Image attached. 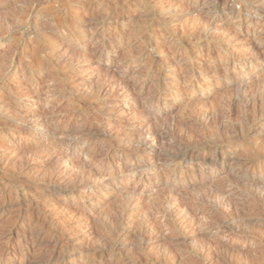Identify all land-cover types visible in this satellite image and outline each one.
Wrapping results in <instances>:
<instances>
[{
  "label": "rangeland",
  "instance_id": "1",
  "mask_svg": "<svg viewBox=\"0 0 264 264\" xmlns=\"http://www.w3.org/2000/svg\"><path fill=\"white\" fill-rule=\"evenodd\" d=\"M148 1L74 0L73 4L75 9L77 8L74 14L77 12L80 17L85 18L91 14L95 18L91 17L90 22L83 25L79 22L74 34H70L66 32L65 27L70 21L64 15V7H61L68 0H37V2L36 0H0V75H3L0 76V203H2L0 204V264H31L32 262V264H175L172 263L171 254L174 252L170 249V244L174 246L172 249H175V253L183 257L180 264H232L222 255L220 259L216 257V260L215 251L204 248L201 250L197 246L201 239L197 234L199 232L197 221L191 222L190 219L185 218L179 208L180 199L186 202L191 211L201 212V208L206 206L215 207L216 201L212 202L215 200L214 195L210 194L212 190L208 192L210 183H203L208 174L205 177L199 174V177L192 181L194 186H199L202 190L189 189L185 194L180 195L182 197L180 199L172 197L169 191L157 193L154 186H147L145 180L148 177H164V174H153L152 169L146 171L143 176H140L141 172L127 174L124 171V165L128 162L134 167L135 160L131 156L126 161V154L118 152L124 145V142L119 140L121 127L107 130L106 134L99 133L98 141L95 138L86 139V136L79 132L92 125H97L96 129L108 127L106 123L100 126L98 118L102 112H110V110L113 116H117V112L111 109L112 105L121 104L125 112L141 110L142 100L135 101L120 93L119 90L125 81L135 84L137 89L144 86V89L148 90L160 82H165V79L167 83L176 79L175 73L179 65L194 62L199 68L210 62H214L213 64L221 62L222 71H225L226 66L227 73L233 76L232 81L228 82L219 75L211 74L209 78L203 77L202 83H197L195 77L193 86L180 84L178 89L171 86V89L163 90L162 92L170 98L166 103L161 102L162 106L159 109L155 101L145 109L149 115L160 117L159 120L166 131L174 132L182 118L196 117L202 120L204 111L209 116L213 113L222 114L220 104L224 101L234 102V107L229 108L231 114L242 119L240 114L249 112L251 120L242 124H239L240 121L236 124L239 127H235L237 135L241 136L243 133L241 138L245 143L250 144L248 147L256 156L255 151L263 149L264 145L257 141L254 137L256 132L253 133L251 130L252 117L260 114L257 117L258 128L260 127L264 139V127H261L264 125V39H262L264 38V0H231L232 2L224 0L229 6L234 4L236 10L240 12V15L233 17L234 19L228 18L225 11L209 12L207 0ZM156 19L164 21L151 28V32L142 33L145 24L151 20L157 21ZM248 19H253L258 24L260 33L254 35L248 32L251 27ZM26 20L28 23L25 22ZM207 20L211 21L212 28L205 27L206 34L210 36L214 34L209 41L198 40L197 36L194 37V32ZM15 25L18 26L14 27ZM18 27L26 29L28 35L19 32ZM215 29L222 31L219 33L220 36L218 34L215 37ZM228 29H230L229 34L236 31L242 37L234 38L232 42L227 43L224 40L228 34V31L226 33L225 31ZM90 30L96 33L88 34L87 38L80 42L76 39L79 31L85 33ZM144 37L154 40V44L143 47ZM67 38L69 42H66ZM249 40L256 41L257 44L250 43ZM218 42L224 46L222 49L218 46ZM200 43H202L201 48L198 47ZM102 44L110 49L100 60L97 57L92 58V50ZM118 46L122 49L121 53L116 55L112 50L113 47L118 48ZM223 48L227 50V56ZM128 50H133L135 54L142 52L137 56V62L127 61ZM71 55L74 56H72L74 62L68 60ZM186 55H189L188 58ZM57 56L61 60H58ZM174 58L175 65L169 63ZM237 59L249 60L244 66L235 63ZM84 60L87 62L83 64ZM155 60L167 64L160 77H157V72L153 68H149ZM199 61L202 63L199 64ZM252 62L256 64L251 66L248 72L249 64ZM98 66L100 69L97 71ZM146 72L147 76L144 75ZM93 75L97 77L92 78ZM204 85L207 87L205 92L198 94ZM105 87L114 91L101 92V88ZM86 89L87 94H85ZM93 95H96V98ZM143 97H146L145 94ZM200 120L198 121L202 122ZM34 126H38L39 130L34 132L30 129ZM54 133H66L69 137L65 138L66 140L56 138ZM193 135L196 139L208 138L209 132L206 126H202L197 132H193ZM245 143H240L237 152L232 150V153L237 156L244 155V149L247 148ZM105 149H110L116 156L113 159L104 158L101 154L106 151ZM64 152L68 153L67 161L63 158ZM220 155L218 162L224 165L226 160H223L222 154ZM155 158L148 161L149 156L145 155L142 162L151 163ZM244 163L240 171L241 177H244L240 182L242 186L241 188L236 186L233 190L235 200L240 201L238 203L241 204L240 220L242 219L243 223L241 230H251L250 233L264 240V199L248 186L251 181L258 180L254 183L263 182L264 189V160L262 165L249 161ZM189 167L190 165L186 169ZM197 169L199 168L194 165L189 170L194 172ZM119 170H122V173H119ZM180 171L176 174L178 178ZM101 175L105 177L103 181L99 180ZM67 176L71 179L76 176L80 178L76 179V184L72 181L66 185L62 177ZM183 176L194 177L193 174L188 173H184ZM59 179H62V183ZM209 180L214 179L210 177ZM164 186L169 187V184ZM112 187L115 190L111 191ZM131 190L138 192L137 200L122 209L121 199L126 191ZM249 192L255 195L254 198L248 196ZM238 193H243V198L242 195H237ZM92 195L99 198L91 199ZM197 200L202 205L197 204ZM211 202L214 204L212 205ZM115 214L122 215L124 222L120 223V227L113 229L114 227H108L106 221L108 216L115 217ZM201 217L198 215L200 222ZM10 229L13 233L11 238L7 236ZM121 230L127 231L128 234H121ZM227 236L225 234L224 238L228 247L236 249L238 253L247 250L248 261L264 264V258L260 257L263 255L258 253L259 250L264 253V245L259 244V241L252 245L250 250L243 240H233L232 237ZM36 237L43 239L47 246L38 244L31 246V240ZM208 237L212 238L213 234H208ZM130 247L136 248V251H130ZM243 263L248 262L242 260L240 264Z\"/></svg>",
  "mask_w": 264,
  "mask_h": 264
},
{
  "label": "bare ground",
  "instance_id": "2",
  "mask_svg": "<svg viewBox=\"0 0 264 264\" xmlns=\"http://www.w3.org/2000/svg\"><path fill=\"white\" fill-rule=\"evenodd\" d=\"M39 1V0H38ZM62 1V0H61ZM65 1V0H64ZM74 0H68L67 3H65V5H62L61 7H64V15L65 17L70 21L68 22V24H66V32L70 33V34H74V31L77 28L78 23H89L90 20L92 18L91 14H88L87 17L85 18L84 16L80 17L79 14H74L73 12L75 10H77V8L75 9V6L73 4ZM102 1V0H101ZM144 1V0H143ZM148 1V0H147ZM231 1V0H230ZM37 2V0H36ZM48 2V1H47ZM51 2V1H50ZM150 2V1H148ZM232 2V1H231ZM242 2V1H241ZM34 3V2H33ZM55 3V2H54ZM76 3V2H75ZM79 4V3H78ZM231 4V3H230ZM56 5V4H55ZM207 5L209 6V12H215V13H222V12H226V16L230 19H234L233 17H235V15H240V12L236 10V7L234 6V4H232L231 6H229L228 2L226 1H222V0H207ZM155 7V6H154ZM153 7V8H154ZM33 9V8H32ZM31 9V10H32ZM80 9V8H79ZM97 9V8H96ZM161 9V8H160ZM131 10V8H130ZM249 10V9H248ZM33 11V10H32ZM154 11V10H153ZM251 11V10H250ZM31 12V11H30ZM84 12V11H83ZM129 12V10H128ZM243 12V11H242ZM32 13V12H31ZM130 13V12H129ZM149 13V12H148ZM43 14V13H42ZM116 14V13H115ZM50 15V14H49ZM110 15V14H109ZM112 15V14H111ZM131 15V14H130ZM155 15V14H154ZM159 15V14H158ZM162 15V14H161ZM98 16V15H97ZM134 16V15H133ZM140 16V15H139ZM260 16V15H259ZM84 17V18H83ZM92 17V18H91ZM129 17V16H128ZM135 17V16H134ZM143 17V16H142ZM247 17V16H246ZM19 18V17H17ZM98 18V17H97ZM150 18V17H148ZM163 17H159V19ZM14 19V18H13ZM29 19V18H28ZM27 19V20H28ZM31 19V18H30ZM36 19V18H35ZM35 19L33 21H35ZM99 19V18H98ZM117 19V18H116ZM159 19L157 21H149L148 23H146L144 26V28H142V33H147L148 31H150L151 28L155 27L157 24H160V21H164V20H160ZM239 19V18H238ZM8 20V19H7ZM16 20V18H15ZM19 20V19H18ZM27 20L25 22H27ZM95 20V19H94ZM143 20V19H142ZM141 20V21H142ZM145 20V18H144ZM249 20V19H248ZM13 21V20H12ZM17 21V20H16ZM29 21V20H28ZM32 21V20H31ZM45 21V20H44ZM128 21V20H127ZM167 21V20H166ZM251 22V27H249V33L252 34H257L260 33V29L258 27V24L255 23V21H253V19L249 20ZM261 21V20H260ZM6 22V21H5ZM52 22V21H51ZM116 22V21H114ZM169 22V21H168ZM236 22V21H235ZM248 22V21H247ZM14 23V22H13ZM19 23V22H18ZM28 23V22H27ZM34 23V22H33ZM37 23V22H36ZM49 23V22H48ZM98 23V22H97ZM125 23V22H124ZM228 23V22H227ZM7 24V23H6ZM41 24V23H40ZM39 24V25H40ZM96 24V23H95ZM116 24V23H115ZM141 24V23H140ZM211 21L207 20L204 21L200 26V29L198 28L197 31L194 32V37H198V40L204 39L209 41L211 39V36L214 34H212L210 36V34L208 35V33L206 34V31L208 29V27L212 28L211 26ZM12 26V24H10ZM9 25V26H10ZM19 25V24H18ZM17 25V26H18ZM38 25V24H37ZM137 25V23H136ZM16 25L14 27H17ZM26 26V25H25ZM45 26V25H44ZM79 26V25H78ZM165 26V25H164ZM170 28V25H168ZM24 27V26H23ZM49 27V26H48ZM85 27V26H84ZM126 27V26H125ZM205 27L207 29H205ZM22 28V27H21ZM25 28V27H24ZM19 29V32H22V34L27 33L26 29ZM158 28V26H157ZM161 28V27H160ZM16 30H18L17 28H15ZM43 29V28H42ZM92 29V28H91ZM203 29V30H202ZM262 29V28H261ZM264 29V28H263ZM94 30V29H93ZM96 30V29H95ZM118 30V29H117ZM156 30V29H155ZM172 30V29H171ZM213 30V29H212ZM229 30H226L225 33L228 31V34H226L225 36V40L227 41V43L232 42V40L241 38L242 36H240V34L238 32H234L233 34H229ZM42 31V30H41ZM49 31V30H48ZM137 31H139L137 29ZM141 31V30H140ZM158 31V30H157ZM210 31V30H209ZM1 32V31H0ZM160 32V31H159ZM222 31L219 29H215V37H217L216 35H218L219 33H221ZM46 33V32H45ZM53 33V32H52ZM95 31L90 30V32H85V33H81V31H79V33L76 36V39L80 42L82 40H84L85 38H87V35H93L95 34ZM47 34V33H46ZM51 34V33H50ZM76 34V33H75ZM158 34V32H157ZM188 34V33H187ZM28 35V33H27ZM99 35V34H98ZM103 35V33H102ZM139 35V34H138ZM142 35V34H141ZM150 35V34H149ZM190 35V33H189ZM154 36V35H153ZM158 36V35H157ZM188 36V35H187ZM191 36V35H190ZM220 36V34H219ZM113 37V36H112ZM149 37V36H148ZM147 37V38H148ZM179 37V36H178ZM69 38V37H68ZM66 39V42H69V39ZM147 38H143L142 39V44L145 45L143 47H147V46H152L154 44V40L151 39H147ZM175 38V37H174ZM57 39V38H56ZM99 39V38H98ZM110 39V38H109ZM112 39V38H111ZM193 39V38H192ZM264 39V38H262ZM156 40V39H155ZM158 40V39H157ZM162 40V39H161ZM172 40V39H171ZM189 40V39H188ZM215 40V38H214ZM111 41V40H110ZM192 41V40H191ZM222 41V40H221ZM262 41V40H261ZM260 41V42H261ZM264 41V40H263ZM156 42V41H155ZM202 42V41H201ZM250 43L253 44H257L256 41H251L249 40ZM54 43V42H53ZM57 43V42H56ZM59 43V42H58ZM62 43V42H61ZM108 43V42H107ZM158 43V42H157ZM52 44V43H51ZM82 44V43H81ZM111 44V43H110ZM141 44V43H140ZM217 44V43H216ZM63 45V44H61ZM159 45V44H158ZM163 45V44H162ZM202 43L199 44L198 47L201 48ZM113 46V45H112ZM116 46V45H115ZM218 46L224 47L221 43L218 42ZM254 46V45H253ZM134 47V46H133ZM154 47V46H153ZM135 48V47H134ZM156 48V47H155ZM160 48H162L160 46ZM212 48L209 47V50ZM228 48V47H227ZM110 48L108 46L104 47V44H102L99 47H95L92 51V58L93 57H97L99 60L103 57V55L106 53V51H108ZM121 49L122 48H118L117 47H113V50L116 55H119L121 53ZM128 49V48H127ZM225 50V48H223ZM45 50V49H44ZM125 50V49H124ZM144 50V49H143ZM151 50V49H150ZM203 50V49H202ZM201 50V51H202ZM255 50V48H254ZM157 51V50H156ZM65 52V50H64ZM142 52H137L135 54V52L133 50H128V55H129V59L127 61H133V62H137L138 59V55H141ZM178 53V52H177ZM249 53V52H248ZM69 54V53H68ZM73 54V53H72ZM77 54V53H76ZM79 54V52H78ZM83 54V53H82ZM123 54V53H122ZM171 54V53H170ZM224 54L227 56L228 52L227 50H225ZM65 55V54H64ZM115 55V54H114ZM125 55V54H124ZM261 55V54H260ZM73 55H71V57L68 60H73ZM184 56V55H183ZM189 55H186V58H188ZM122 57V55H121ZM251 57V55H250ZM263 57V56H261ZM56 58V57H55ZM76 58V57H75ZM81 58V57H80ZM157 58V57H156ZM192 58V56H191ZM248 58V57H247ZM58 60H61L60 57L57 56ZM79 59V58H78ZM230 59V58H229ZM67 60V61H68ZM160 60V59H159ZM185 60V59H184ZM238 60V59H237ZM249 59H239L237 62L235 61V63H237L238 65H244L247 63ZM254 60V59H252ZM13 61V60H12ZM55 61V60H54ZM57 61V60H56ZM183 61V60H182ZM196 61V60H195ZM203 61V60H202ZM202 61H199V64L202 63ZM50 62V61H49ZM61 62V61H60ZM72 62V61H71ZM74 62V60H73ZM78 62V61H77ZM87 60L82 61V63H86ZM89 62V61H88ZM234 62V61H233ZM256 62V61H255ZM255 62H252L249 64V70L251 66L253 67L254 64H256ZM260 62V61H259ZM65 63V62H64ZM67 63V62H66ZM70 63V61H69ZM94 63V62H93ZM126 63V62H125ZM169 63H173L174 65L176 64V59H171ZM197 63V62H196ZM214 62H210L208 64H204L203 67H197L194 62H189V63H185L184 65H179L177 66V73H175L176 79L171 80L170 83H167L165 79V82H160L158 85L151 87L150 89L146 90L144 89V86H141L140 89H137L138 87L135 84H131L127 81L124 82L123 87L121 88L120 93L122 95H124L126 98H132L135 101L138 100H142L143 104L140 105L141 110H139V112H134L131 110L128 111H124L121 108V104H116V105H112V111H116L117 112V116H113L111 114V110L110 112H100L101 115L98 118L99 120V125L101 126L102 124H107L106 128L102 129H96V126L92 125L90 127H86L83 128V130L81 132H79V134H84L83 136H86V139H96L99 135V133H108L109 130H113L116 128L121 127V134L119 136V140L121 142H124V145H122L120 147V149L118 150L121 151L122 153L126 154V161H128V159L132 156L134 158V163L135 166L133 167L132 165H129L128 162L127 164L124 165V171L127 172V174H135L136 172H141L140 176H143V174L148 171L149 169L153 170V174H164V177H153V178H146L145 182L147 183V186L151 185L154 186V189L156 190L157 193L163 192V191H169V193L171 195H173L172 197H176V199H180L182 197H180V195L185 194L187 190L191 189V191L194 190H202L201 187L199 186H194L192 181L194 182V180H196L199 177V174L202 177H205L207 174V178L205 179V181L203 182L204 184H209L210 185V189L208 190V192H210V190H212V192H210V194L214 195L215 200H212V202L216 201V203L214 204L215 207L213 208L212 206H206V208H201V212H198V210H194L191 211L190 207L188 205H186V202L182 199H180V203H179V208L181 209V211L184 213L185 218L190 219L191 222H195V220L197 221L196 223L198 224L199 227V232H197L198 237H200L201 239L198 241L197 246L207 250H213L215 251L216 255H215V259L217 257V259H220L221 255L228 259L232 264H240V262L242 260H246L248 263L247 264H257L255 262H250L249 257H248V252H246L245 250L242 252H236L237 250L232 249L230 247H228V245H226V241H225V234H227L229 237H232L233 240L235 239H241V241L243 240L245 244H247L246 246L248 248H250L251 250V246L255 245L258 243L261 245H264L263 242L264 240L261 238H259L257 235H255L254 233H250L249 231L251 230H241V225L242 223V219L240 220V211L242 210L240 208V205L237 201L235 200L236 197H234V193L233 190L235 189V187L237 186L238 188H241V184L240 182L243 181L244 177H241L240 175V171L243 167V165H245L244 162L249 161L250 163L255 162L256 165H262L263 160H264V145H263V149L259 150V151H255L256 156L254 155V153H251V148L248 147L250 144L245 143L244 139L241 138V136L243 135V133H241L242 135L240 136L237 135L236 133V129L239 127L236 126L237 123L242 124L243 122H248L250 121V115L249 112H243L242 114V119L241 117L231 114V112H229V108L231 106L234 105V102H222L220 104V109H221V113H213L211 112V114L213 113L212 116L207 115V112L204 111V113L202 114L203 119H197L196 117H184L181 119V121L178 123V125L176 126V128L174 129L175 131H166V129L164 128L163 124L160 122V117L159 116H151L149 115V113L147 112L146 106L150 105L152 103H154V101L157 103V109L160 108V106H162L161 102L163 103L165 101V103L167 102V100H169L170 96L165 95L162 91L163 90H167V89H171V86H174L175 89L179 88L180 84H185V85H189V86H193V78L196 77L197 79V83H202L203 82V77L204 78H209V75L213 74V75H219L220 77H222L224 80L230 82V80L232 81L233 76L232 74L227 73L226 71V66L225 71H222V67L220 66L222 63L221 62H215V64H213ZM68 64V63H67ZM213 64V65H212ZM64 65V64H63ZM70 65V64H69ZM107 65V63H106ZM198 65V64H197ZM14 66V65H13ZM68 66V65H67ZM47 67V66H45ZM62 67V65H61ZM167 67V64L165 62H158L157 60L153 61L150 65L149 68H153L154 71L157 72V77H160L161 75H163L162 73L165 71ZM76 68V67H75ZM79 68V67H78ZM71 69V68H70ZM90 69V68H89ZM95 69V68H94ZM100 69V67L98 66L96 68V70L98 71ZM76 70V69H75ZM93 71V69H92ZM221 71V72H220ZM5 74L7 72H4ZM154 73V72H153ZM97 74V73H96ZM111 74V73H110ZM143 74V73H142ZM112 75V74H111ZM145 76H147V72L146 74H144ZM3 76V75H0ZM97 77V75H93L92 78ZM103 77V76H102ZM108 77V76H107ZM119 77V76H117ZM214 77V76H213ZM91 78V77H90ZM80 80V79H79ZM100 80V79H99ZM121 80V79H120ZM85 81V80H84ZM96 81V80H95ZM103 81V79H102ZM108 81V80H107ZM122 81V80H121ZM1 82V81H0ZM87 82V80H86ZM93 82V81H92ZM100 82V81H99ZM119 83H121L120 81H118ZM123 82V81H122ZM235 82V81H234ZM85 83V82H84ZM94 83V82H93ZM102 83V82H101ZM110 83V82H109ZM117 83V81H116ZM6 84V83H5ZM95 84V83H94ZM112 84V83H111ZM118 84V83H117ZM90 85V83L88 84ZM115 85V84H114ZM119 85V84H118ZM122 85V83H121ZM120 85V86H121ZM153 85V84H152ZM241 85V84H240ZM92 86V85H91ZM100 86V85H99ZM85 87V85H84ZM83 87V88H84ZM108 87V86H107ZM107 87L105 88H101V92H106L108 93L110 91V93H112L114 90L113 89H108ZM262 87V86H261ZM91 88V87H90ZM96 88V87H95ZM100 88V87H99ZM206 85L202 86V88L198 91V94H203L206 90ZM94 90V89H93ZM97 90V89H96ZM100 90V89H99ZM86 91H88L87 89L85 90V94ZM98 91V90H97ZM118 91V90H117ZM84 92V91H83ZM92 92V89H91ZM90 92V94H91ZM96 92V91H95ZM100 92V93H101ZM178 92V91H177ZM105 93V94H106ZM109 93V94H110ZM245 93V92H244ZM108 94V95H109ZM145 94L146 97H143ZM247 94V93H246ZM251 94V93H250ZM98 95V94H97ZM113 95V94H112ZM254 95V94H253ZM89 96V95H88ZM96 98V95H93ZM103 97V96H102ZM252 97V96H251ZM93 98V97H92ZM253 98V97H252ZM176 99V98H175ZM236 99V98H235ZM251 99V98H250ZM260 99V98H259ZM258 99V100H259ZM249 100V99H248ZM253 100V99H252ZM262 100V99H261ZM200 101V100H199ZM235 101V100H234ZM251 101V100H250ZM127 102V101H126ZM248 102V101H247ZM235 103L237 104V102L235 101ZM246 103V101H245ZM244 103V104H245ZM250 103V102H249ZM123 104V102H122ZM239 104V103H238ZM242 104V105H244ZM255 104V103H254ZM91 105V104H90ZM93 105V104H92ZM240 105V104H239ZM251 105V104H250ZM184 106V105H183ZM237 106V105H236ZM234 107V106H233ZM241 107V106H240ZM243 107V106H242ZM241 107V108H242ZM251 107H255V106H251ZM214 108V106H213ZM228 108V110H227ZM245 108V107H243ZM256 108V107H255ZM259 108V107H258ZM15 109V108H14ZM219 109V110H220ZM234 109V108H233ZM251 109V108H250ZM260 109V108H259ZM258 109V110H259ZM102 110V109H101ZM105 110V109H103ZM236 110V109H235ZM234 110V111H235ZM239 110V109H238ZM244 110V109H243ZM256 110V109H255ZM245 111V110H244ZM248 111V110H247ZM52 112V111H51ZM254 113V111H252ZM55 113V111H54ZM235 113V112H234ZM239 113V112H238ZM260 113V112H259ZM95 114V113H94ZM215 114V115H214ZM237 114V113H236ZM260 114L252 117L253 121L252 122V128L251 130L253 131V133L256 132V134L254 135L255 138H257V141H260L262 143H264V139H263V133L259 130L258 128V120L257 117ZM95 116V115H94ZM99 116V115H98ZM201 116V117H202ZM39 117V116H38ZM41 117V116H40ZM43 117V116H42ZM30 118V117H29ZM44 118V117H43ZM84 118V117H83ZM91 118V117H90ZM93 118V117H92ZM97 118V117H96ZM36 119V118H35ZM39 119V118H38ZM37 119V120H38ZM89 119V118H88ZM241 119V120H240ZM83 120V119H82ZM90 120V119H89ZM92 120V119H91ZM90 120V121H91ZM198 120L202 121L199 122ZM29 121H32V119H29ZM45 121V118H44ZM95 121V120H94ZM93 121V122H94ZM27 122V121H26ZM24 123V122H23ZM33 123V122H32ZM164 123V122H163ZM22 124V123H21ZM20 124V125H21ZM55 124V123H54ZM150 124V126L148 125ZM248 124V123H247ZM33 125V124H32ZM36 125V124H35ZM147 125L149 127H147ZM245 125V124H243ZM45 126V125H44ZM85 126V125H84ZM103 126V125H102ZM202 126H206L207 130L209 132V136L208 138H200V139H196V137L193 135V132H197V130L199 129V127ZM237 128H236V127ZM249 126V125H248ZM247 126V127H248ZM47 127V126H46ZM174 127V126H173ZM246 127V128H247ZM262 128L264 127V125L261 126ZM24 128V127H23ZM41 128V127H40ZM205 128V127H204ZM261 128V129H262ZM29 129V128H28ZM30 129H32L33 131H38L39 128L38 126H34L31 127ZM242 129V128H241ZM249 129V128H248ZM264 129V128H263ZM27 130V129H26ZM48 130V128H47ZM108 130V131H107ZM179 130V131H178ZM34 131V132H35ZM75 131V130H74ZM239 131V129H238ZM246 131V130H245ZM73 132V131H72ZM241 132V131H240ZM52 133V132H51ZM115 133V132H114ZM51 135V134H50ZM53 135V134H52ZM51 135V136H52ZM245 135V134H244ZM252 135V134H250ZM54 136L56 138H62V139H67L69 136L66 133H61V134H57L54 133ZM113 136V135H112ZM109 137V136H108ZM115 137V136H114ZM199 138V137H198ZM244 138V137H243ZM254 138V139H255ZM65 139V140H66ZM50 140V139H49ZM115 140V139H114ZM69 141V140H68ZM83 141V140H82ZM109 141V140H108ZM256 141V140H255ZM67 142V141H66ZM114 142V141H113ZM76 143V142H75ZM89 143V142H88ZM97 143V142H95ZM99 143V142H98ZM116 143V142H115ZM240 143H245V146H247V148L245 147L244 149V155L242 156H237L234 153H232V150L234 152H237L238 147L240 146ZM112 145V144H111ZM116 145V144H115ZM114 146V145H113ZM261 146V145H260ZM258 147V146H257ZM242 148V147H241ZM261 148V147H260ZM101 150V149H100ZM106 151H102L103 157L106 159H113L116 154L113 153L110 149H105ZM242 151V150H241ZM239 152V151H238ZM243 153V152H241ZM220 154L223 155V160H226L225 164L223 165L222 163L218 162V157L221 156ZM123 155V154H122ZM148 155L149 156V160H151L152 158L155 160L151 163H143L142 162V158ZM160 156L162 157V159H160ZM142 157V158H141ZM63 158L67 161L68 160V153L64 152L63 153ZM221 158V157H220ZM257 158V161H256ZM70 159V158H69ZM245 160V161H242ZM120 161V159H119ZM118 161V162H119ZM222 161V160H221ZM253 161V162H252ZM224 163V162H223ZM258 163V164H257ZM247 164V163H246ZM188 165H190L191 169L194 167V165H196L199 169H197L196 171H190V167L188 168ZM187 166V167H186ZM255 167V166H253ZM257 167V166H256ZM180 171V177L178 178V176H176V174ZM205 170V171H204ZM263 169H260V171H262ZM94 171V170H93ZM204 171V172H203ZM259 171V172H260ZM80 172V171H79ZM78 172V173H79ZM83 172V171H82ZM85 172V171H84ZM92 172V171H90ZM113 172V171H112ZM72 173V172H71ZM76 173V172H75ZM77 173V174H78ZM95 173V172H94ZM97 173V172H96ZM119 173H122V170H119ZM184 173H188V174H193V178H190V176L184 178L183 174ZM257 173V172H256ZM70 174V172H69ZM242 174V173H241ZM67 175V173H66ZM139 175V174H138ZM87 177V174L85 175ZM89 176V175H88ZM261 176V175H259ZM212 177L214 180H209V178ZM79 176H76L75 178H70L69 176L67 177H62V179H64L63 182H65V184L67 185L68 183H72V181H75L74 183L76 184V179H79ZM91 178V177H90ZM89 178V179H90ZM104 175H101L99 177V180L103 181L104 180ZM163 178V179H162ZM184 178V179H183ZM61 179V180H62ZM87 179V180H89ZM97 179V178H96ZM95 179V180H96ZM252 179V178H251ZM60 180V179H59ZM60 180V182H61ZM82 180V178H81ZM92 180V179H91ZM94 180V179H93ZM98 180V179H97ZM162 180H164L165 182L163 183ZM84 181V180H83ZM198 181V180H197ZM201 181V180H200ZM258 180H255L254 182H256ZM56 182V181H55ZM79 182V181H78ZM89 182V181H88ZM92 182V181H91ZM96 182V181H95ZM251 181V183L248 185L250 187V189H254V191L257 193L258 196H260L261 199H264V189L262 186L263 182H257L254 183ZM62 183V182H61ZM80 183V182H79ZM78 184V183H77ZM82 184V183H81ZM90 184V183H89ZM164 184H169V187H165ZM69 185V184H68ZM200 185V184H199ZM247 186V187H248ZM199 187V188H198ZM110 188V187H109ZM209 188V187H208ZM113 187L110 189L111 191H113ZM133 189V188H132ZM115 190V189H114ZM241 190V189H240ZM138 191V190H137ZM231 191V192H230ZM246 191V190H245ZM258 191V192H257ZM238 192V191H237ZM244 192V191H243ZM110 193V192H109ZM112 193V192H111ZM138 192H135V190H131L126 191L124 193L123 198L121 199L122 201V209H125V207H128V205L134 203L136 199V195L138 196L139 194H137ZM246 193V192H245ZM237 195H242L241 197L243 198L244 194H240L238 193ZM246 195V194H245ZM210 196V195H209ZM248 196H250L251 198H254L255 195L252 194V192L248 193ZM99 198V197H98ZM95 198L93 195L91 197V199H98ZM198 198V197H197ZM200 198V197H199ZM210 198V197H209ZM248 198V197H247ZM202 199V198H200ZM205 199V198H204ZM1 200V199H0ZM249 200V199H248ZM258 200V199H257ZM260 200V199H259ZM5 201V200H3ZM251 201V200H250ZM249 201V202H250ZM211 202V204H212ZM243 202V200H242ZM253 202V201H252ZM260 203V201H258ZM263 202V201H261ZM258 203V204H259ZM2 204V203H0ZM10 204V203H9ZM197 204H201V202H199L197 200ZM212 204V205H213ZM244 204V203H243ZM248 204V203H247ZM244 204V205H247ZM257 204V205H258ZM249 206V205H248ZM253 206V205H252ZM255 206V204H254ZM221 208H223V210L221 211ZM244 208V207H243ZM250 208V207H249ZM259 208V207H258ZM261 208V207H260ZM259 208V209H260ZM121 209V210H122ZM246 209V207L244 208ZM220 210V211H219ZM251 210V209H250ZM255 210V209H254ZM257 211V209H256ZM255 211V212H256ZM259 211V210H258ZM262 211V210H261ZM118 212V211H116ZM263 212V211H262ZM23 214V213H22ZM259 214V213H258ZM262 214V213H261ZM264 214V213H263ZM113 215V214H111ZM116 216H108L107 218V225H109L108 227H114L113 229H116L117 227H120V223L124 222L123 221V216L122 215H118L115 214ZM126 215V214H124ZM198 215H201V222L198 219ZM260 216V215H258ZM243 217V216H241ZM246 222V221H245ZM248 223V222H247ZM250 224V223H249ZM26 225V224H25ZM144 226H146L145 223H143ZM246 225V224H245ZM244 225V226H245ZM252 225V223H251ZM124 226V225H123ZM256 226V225H255ZM12 227V226H11ZM31 227V226H30ZM254 227V226H253ZM258 228V226H257ZM251 229V228H249ZM6 230V229H5ZM123 231V232H122ZM127 231L125 230H121V234L126 235L128 233H126ZM264 232V231H263ZM2 233H4L2 231ZM7 233V231H6ZM7 236L10 237L13 233H12V229L8 230ZM15 233V232H14ZM126 233V234H125ZM213 234V237L210 238L208 237V234ZM116 234V233H115ZM4 235V234H3ZM114 235V234H113ZM130 235V234H129ZM132 235V234H131ZM6 236V235H5ZM227 236V237H228ZM11 238V237H10ZM27 238V237H26ZM126 239V238H125ZM23 240V239H22ZM21 241V240H20ZM28 241V240H27ZM144 239L142 238V244H143ZM28 243V242H27ZM253 243V244H252ZM7 244V243H6ZM42 245L47 246V244L44 242L43 239L41 238H35L34 240H31V246L34 245ZM243 244V243H242ZM6 246V245H5ZM4 246V247H5ZM114 246V245H113ZM128 246V245H127ZM22 247V246H21ZM174 246H171L170 244V249L174 252V254H171L172 257V263H181L183 261V257L179 256V254L175 253V249H172ZM254 247V246H253ZM256 247V246H255ZM259 247V245H258ZM110 248V247H109ZM113 248V247H112ZM111 248V249H112ZM169 248V247H168ZM256 249V248H255ZM120 250V248H119ZM200 250V251H201ZM242 250V249H241ZM257 250V249H256ZM259 250V249H258ZM257 250V251H258ZM264 250V249H263ZM122 251V250H121ZM129 251V249H128ZM130 251H136V248L134 247H130ZM253 252V251H252ZM258 253L262 258H264V253L259 250ZM40 254V253H39ZM120 254V253H118ZM169 254V252H168ZM41 255V254H40ZM170 255V254H169ZM251 256V255H250ZM167 257V255H166ZM252 257V256H251ZM258 257V256H256ZM40 258H42L40 256ZM39 258V259H40ZM254 258V256H253ZM250 258V259H253ZM168 259V258H167ZM216 259V260H217ZM37 260V259H36ZM32 261V260H31ZM166 261V260H165ZM220 261V260H219ZM218 261V262H219ZM222 261V260H221ZM224 262V260H223ZM222 262V263H223ZM33 263V262H32ZM31 263V264H32ZM39 263V262H38ZM52 263V262H51ZM217 263V262H216ZM246 263V262H245ZM184 264V263H182ZM186 264V263H185ZM225 264V263H224ZM244 264V263H243Z\"/></svg>",
  "mask_w": 264,
  "mask_h": 264
}]
</instances>
